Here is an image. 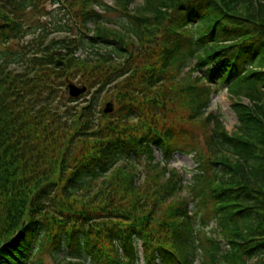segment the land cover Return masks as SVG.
<instances>
[{
	"label": "trees",
	"instance_id": "obj_1",
	"mask_svg": "<svg viewBox=\"0 0 264 264\" xmlns=\"http://www.w3.org/2000/svg\"><path fill=\"white\" fill-rule=\"evenodd\" d=\"M111 1L0 0V264H264V0Z\"/></svg>",
	"mask_w": 264,
	"mask_h": 264
},
{
	"label": "rangeland",
	"instance_id": "obj_2",
	"mask_svg": "<svg viewBox=\"0 0 264 264\" xmlns=\"http://www.w3.org/2000/svg\"><path fill=\"white\" fill-rule=\"evenodd\" d=\"M140 3H142L141 0H134V2L130 4V7L133 8ZM107 15L112 16L113 18L116 16V14H107ZM44 18L46 22V20H48V16L47 17L45 16ZM26 38L27 37H24L22 40H20V43L23 44L28 39ZM80 51H78V53ZM200 72L202 73V70ZM194 74H198V73L194 71L193 75ZM87 96L88 95H86L85 97ZM83 98H80L79 100L80 101L84 100ZM110 100H113V94L111 93V90L109 88L108 89L106 88L105 91L100 94V100H99L97 111L98 110L102 111L103 107L105 106V103H107ZM81 103H85V102L81 101ZM231 104H232L231 98L229 95H227V92L225 90V85L218 84L217 86H215V90L211 94V102H210L209 107L210 109H218V108L220 109V112L223 117L224 126L225 128H227L228 132L234 131L235 129L234 125L237 123V117L235 116V113L233 111ZM96 118L99 119L100 116L98 115V117ZM154 153L156 155V158H160V153L157 150ZM169 165L171 167H175L176 169L178 168L179 171L184 175V182L187 183L191 175L190 172H192L193 168L195 167V162H194L192 154L176 152L171 158ZM215 224H216L215 221L212 220V221H209L207 226H205V231L207 232V234H209L212 237L216 236V234L212 232L213 230L217 229L215 227ZM225 247L226 246L224 242L221 244V248L224 250ZM69 251H71V249H69ZM61 254H64L65 256H68V255L76 256L74 255L73 252L69 253L67 251V248ZM34 257H35L34 259L29 260L28 262L29 264H65L66 263L65 262L66 258L61 259V261H57L51 253H48L47 251H42V250L36 253ZM84 264H93V263L89 260L88 257H86L84 260Z\"/></svg>",
	"mask_w": 264,
	"mask_h": 264
},
{
	"label": "water",
	"instance_id": "obj_3",
	"mask_svg": "<svg viewBox=\"0 0 264 264\" xmlns=\"http://www.w3.org/2000/svg\"><path fill=\"white\" fill-rule=\"evenodd\" d=\"M68 92L71 97L76 98L79 95L83 94L85 92L86 87L84 85H76L72 83L71 81L68 82L67 84ZM112 109V103L108 102L106 107L104 108V112H109Z\"/></svg>",
	"mask_w": 264,
	"mask_h": 264
}]
</instances>
